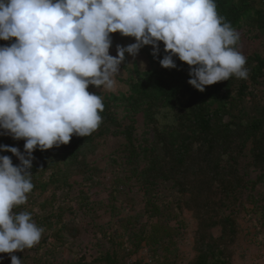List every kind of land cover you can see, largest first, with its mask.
Masks as SVG:
<instances>
[{"label":"trees","instance_id":"trees-1","mask_svg":"<svg viewBox=\"0 0 264 264\" xmlns=\"http://www.w3.org/2000/svg\"><path fill=\"white\" fill-rule=\"evenodd\" d=\"M215 2L219 15L235 30L247 25L264 35V0ZM14 41L0 39V46H10ZM147 53L148 69L140 70L137 64L127 67L126 92L103 94L94 89L96 86H89L88 90L100 95L104 104L102 123L96 131L87 137L73 135L68 144L33 152L35 159L29 170L34 188L27 194V203L13 211L30 212L36 224L44 228L40 243L47 241L46 233L55 238L49 249L54 258V249L64 243L65 232L70 231L66 216L74 211L72 202L77 200L84 212L95 210L96 205L106 207L92 202L84 188L100 172L89 157L109 136L122 137L123 144L110 157L112 164L122 167V173L113 175L108 208L112 216L120 214L116 202L123 193L127 196L132 179L143 192L145 206L135 216L121 218L122 233L118 235H128L131 249L127 252L123 240L109 236L113 247L99 252L90 264H123L126 257L142 248L154 256L162 247L169 251V242L178 234V228L168 226L169 218L177 217L183 208L191 210L199 222L196 256L191 264H230L227 247L237 237L236 204L246 191L264 184V99L260 100L256 92L260 86L264 90V55L246 59L247 79L233 75L200 91L188 82L190 66L186 62L174 57L177 67L164 68L160 60L167 54L165 50L155 57L153 51ZM159 115L168 117L167 121L161 122ZM139 116L145 128L141 138L137 135ZM24 144V139H13L0 130V145L24 152ZM0 155L10 156L14 165L20 164L10 151L0 149ZM247 166L259 171L255 181L249 178ZM99 183L101 180L95 184ZM172 196L175 199L169 200ZM248 196L257 199L251 193ZM141 217L147 218L143 224L139 223ZM217 226L221 227L219 237L211 232ZM117 249L126 252L123 257ZM15 255L21 261L27 256L24 251ZM80 259L73 264H81ZM157 263L171 264L160 258Z\"/></svg>","mask_w":264,"mask_h":264},{"label":"clouds","instance_id":"clouds-1","mask_svg":"<svg viewBox=\"0 0 264 264\" xmlns=\"http://www.w3.org/2000/svg\"><path fill=\"white\" fill-rule=\"evenodd\" d=\"M116 32L136 42L117 45L113 56ZM13 38L0 46V129L25 144L24 152L0 145L20 161L0 155V253L11 264H21L14 253L36 246L44 232L30 212L13 211L34 188L33 152L99 128L104 104L89 86L113 90L126 52L152 45L155 57L163 42L161 66L177 67L174 57L186 62L188 82L200 91L249 76L240 34L215 0H0V39Z\"/></svg>","mask_w":264,"mask_h":264},{"label":"rangeland","instance_id":"rangeland-1","mask_svg":"<svg viewBox=\"0 0 264 264\" xmlns=\"http://www.w3.org/2000/svg\"><path fill=\"white\" fill-rule=\"evenodd\" d=\"M240 34V39L236 45L237 49L241 51L246 59L254 54L264 55V35L259 33L256 29L244 25L240 29H236ZM113 43L110 48V54L117 55V45L127 46L135 43V37L123 36L119 32L111 34ZM160 50H164V43L159 42ZM153 51L152 45H145L141 48L139 53L135 56L125 53V60L120 65V72L115 75L116 81L113 90L103 88H94L103 94L126 92L128 87L125 79L128 77V68H132L135 64L140 70H146L150 66L148 58V51ZM260 100L264 99V90L260 86L256 89ZM168 117L159 115L161 122L167 121ZM2 132L3 130L0 129ZM145 131L143 125V118L139 116L137 124V135L141 138ZM124 140L122 137L109 136L102 142L98 150L89 157V162L100 169L97 179L90 185L85 186V190L92 202L103 203L106 207L96 205L95 210L91 212H84L79 208L77 200L72 202L74 211L67 214L66 221L70 223V231L65 232V240L63 244H59L54 249L55 257L52 258L49 249H52L55 238L49 233H46L43 243H38V248L25 249L24 253L27 255L21 264H73L80 259L81 264H90L99 252L113 247L111 237H118V240L125 242L126 251L131 249V243L128 240V235L120 237L118 234L122 233V219H127L135 216L138 212L144 209L143 192L134 179L128 182L131 188L127 196L123 193L116 202L120 208V214L112 216V211L108 208V193L113 184L115 176L122 173V167L118 164H112L110 157L114 150L120 148ZM249 161V159H247ZM245 162V161H243ZM247 171L250 173L249 178L256 180L259 171L254 170L253 167L247 166ZM82 181L81 178L78 179ZM101 183L95 184L96 182ZM122 187V186H120ZM79 187L75 188L74 195L79 192ZM127 191V190H126ZM240 197L236 204V212L234 214L237 225V237L235 242L228 246L227 254L230 255V264H264V184L258 183L251 191ZM257 196L256 200L249 197L248 194ZM262 193L261 195H258ZM47 194L43 198H47ZM42 198V197H41ZM175 197L172 196L173 200ZM220 196L216 197V202H219ZM60 203L66 202L59 199ZM232 207V206H231ZM107 208V209H106ZM234 208V207H233ZM220 209L216 210L219 211ZM230 209H227L229 212ZM175 214V211L173 210ZM147 221L146 217H141L139 223L143 224ZM152 222V221H151ZM170 228H178V234L169 243V251L161 250L154 256L147 248H142L137 254L128 256L124 259L123 264H133L135 261H140L141 264H158L157 258L160 261L168 260L171 264H191L196 256L195 240L197 237L199 222L191 210L183 208L182 212L175 217L169 218ZM213 236L219 237L221 234V227L217 226L211 229ZM44 235V234H43ZM43 235L42 238L43 239ZM41 241V240H40ZM144 245V244H143ZM17 251L14 254H19ZM116 252L120 257H123L126 252L117 249ZM0 264H11V258L7 253H0ZM99 264V263H98Z\"/></svg>","mask_w":264,"mask_h":264}]
</instances>
